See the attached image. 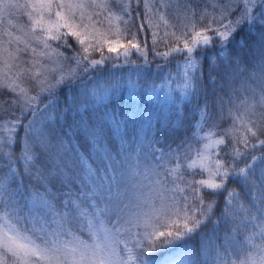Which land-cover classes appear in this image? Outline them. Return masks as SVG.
I'll return each instance as SVG.
<instances>
[{
  "label": "snow or ice",
  "instance_id": "snow-or-ice-1",
  "mask_svg": "<svg viewBox=\"0 0 264 264\" xmlns=\"http://www.w3.org/2000/svg\"><path fill=\"white\" fill-rule=\"evenodd\" d=\"M0 264H264V0H0Z\"/></svg>",
  "mask_w": 264,
  "mask_h": 264
}]
</instances>
